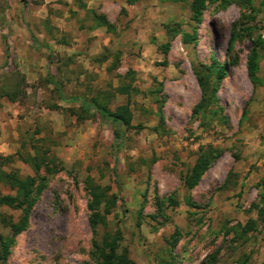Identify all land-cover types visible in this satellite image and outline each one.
<instances>
[{"label":"rangeland","instance_id":"obj_1","mask_svg":"<svg viewBox=\"0 0 264 264\" xmlns=\"http://www.w3.org/2000/svg\"><path fill=\"white\" fill-rule=\"evenodd\" d=\"M190 2L0 0V170L34 180L5 264H93L87 181L107 189L96 239L118 230L131 264H264V0L206 1L197 24ZM211 63L225 67L215 102L193 112L194 70ZM92 100L131 113L116 150L112 127L79 107ZM201 147L220 155L187 191ZM20 216L0 206L1 238Z\"/></svg>","mask_w":264,"mask_h":264},{"label":"trees","instance_id":"obj_2","mask_svg":"<svg viewBox=\"0 0 264 264\" xmlns=\"http://www.w3.org/2000/svg\"><path fill=\"white\" fill-rule=\"evenodd\" d=\"M137 0H124L125 4L132 5ZM206 1L210 0H191L189 3V11L191 12L192 20L197 24L200 20L201 12L205 8ZM95 21L97 26L103 27L106 31L112 29V25L103 17L95 16ZM234 39V34L231 33L228 40L227 49L230 47ZM196 34L195 30L192 29L189 33H181L180 43L182 45L195 44ZM106 58L102 56L101 61H104ZM255 59L256 52L254 49H251L248 58L246 60V69L249 78H252L254 69H255ZM225 67L223 65H218L211 63L209 66H200V70H194L195 80L200 89L201 98L200 104L196 105L193 109V112L204 110L210 104L215 102L214 94L216 92L218 83L224 76ZM213 78V83L209 84V79ZM52 83V82H51ZM55 88L58 90V85L54 83ZM0 91L4 92V88H0ZM117 92L120 94L125 93V88H117ZM60 96V92H58ZM5 95V94H4ZM15 93H11L9 96L10 100H13ZM70 102H77L78 98L70 97L67 99ZM203 104V108H200V105ZM80 109L83 112L94 111L98 118L101 121L109 124L113 129V144L111 145L113 150H116L120 144L123 137L119 126L128 127L131 121V113L126 105L117 106L113 111L107 109L103 103H98L96 101L91 102H81ZM220 155L219 151L212 150L210 147H201L197 151V156L182 179V185L185 190H191L197 185L202 174L207 170L212 161H214ZM11 159V156L0 157V160L8 162ZM24 162L29 163L33 171H37L41 165L40 160L34 157H28L23 159ZM1 165V164H0ZM49 175L55 173V170L47 169ZM0 183L8 188L12 194L10 195H1L0 196V206H5L12 210H19L21 216L19 217L16 223L8 222L7 227L10 230V236L8 238L0 237V264H5L6 254L9 245L12 243L13 238L19 234L25 227L28 212L31 207V201H29L32 194V187L34 180L30 176L24 177H11L10 175L2 172L0 170ZM87 187L90 194V201L87 204L88 216L87 223L91 230V235L93 237L91 241L92 251L91 257L93 264H131L130 260L127 257L125 249H122L120 253H116L118 248V242L120 240L119 231L110 235L104 233L101 235L100 240L96 239V227L98 225H103L104 217L109 213V210L106 206L101 207V204L105 203L106 200V191L107 189H101L98 186H92L87 181ZM264 204L259 208L258 217L261 221H264L263 216ZM248 224L254 226L255 222L249 220Z\"/></svg>","mask_w":264,"mask_h":264}]
</instances>
